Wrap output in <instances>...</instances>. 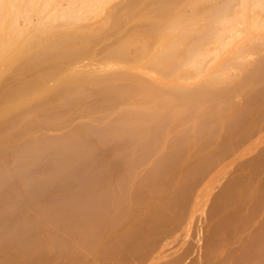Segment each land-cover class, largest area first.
Here are the masks:
<instances>
[{
  "label": "bare ground",
  "instance_id": "1",
  "mask_svg": "<svg viewBox=\"0 0 264 264\" xmlns=\"http://www.w3.org/2000/svg\"><path fill=\"white\" fill-rule=\"evenodd\" d=\"M184 1L66 0V7L59 0H0V50L22 37L19 21L33 25L30 12L42 19L31 29L52 35L38 36V48L35 40H24L35 50L26 58L21 53L25 62L18 60L13 72L3 69L10 70L5 77L0 70V264H195L199 259L200 264H264V177L258 184V178L248 177L264 167V135L253 145L257 150L250 149L253 161L243 152L252 168L248 176L223 180L230 174L222 173L237 151L264 132V48L256 65L248 61L256 67L252 72L245 74L242 65L254 54L252 45L264 43V0H192L191 18L172 16L168 35L173 38L167 44L158 39L165 45L162 52L159 43V51L154 49L161 59L148 67L155 77L140 67L144 47L139 52L137 45L134 51L119 42L128 33L156 37ZM113 2L118 5L107 9L113 10L111 21L106 13L103 27L92 31L91 52L114 60L133 51L139 58L117 66L94 58L95 63L66 68L90 50L82 44L86 41L72 44L78 32L62 28L103 13ZM198 2L207 4L203 14L195 12ZM238 36L248 45L234 44L231 61L244 70V81L224 85L220 80L231 78L227 72L234 64L219 59L218 68L208 65ZM206 41L217 49L206 52ZM55 49L62 63L57 54L52 57ZM145 55L143 60L150 54ZM173 77L183 81L176 84ZM235 88L245 90L242 101L229 97ZM215 185L209 204L205 195ZM204 205L211 215L207 206L201 215ZM193 211L199 217L189 220ZM220 235L235 246L226 249L225 259L215 260L225 247Z\"/></svg>",
  "mask_w": 264,
  "mask_h": 264
},
{
  "label": "rangeland",
  "instance_id": "2",
  "mask_svg": "<svg viewBox=\"0 0 264 264\" xmlns=\"http://www.w3.org/2000/svg\"><path fill=\"white\" fill-rule=\"evenodd\" d=\"M59 1H60V4H61V5L66 6V3H67L66 0H59ZM119 1H120V0H119ZM119 1L117 0L116 3H119V4H122V2L124 3V0H121L120 2H119ZM182 1H184V0H182ZM208 1H210V0H208ZM208 1H206V3H207ZM191 2H192V0H185V1L183 2V4H182V2L180 3V4H182V6H179V5H178V6H179V9L176 8V11L173 12V13H171V14H172V15L170 16L171 19H170V17H169V20H170V21H168V18H167L166 20H164V21L166 22V23H165V24H166V25H165L166 27H165V29L163 28V29H164V30H162L163 32L160 30L161 33H160L159 35H157V34H158V32H157L156 37L154 36L155 33L152 34V38H153V36H154L156 39L153 38L154 40H152V38H151V34H150V33H149L150 36H149V34H145L144 32L141 33V34H143V35H140V33H137V34H136V35H140V36H144V37H138V36H135V33H134V34L128 33V34H127V35L129 36L128 39L131 38L130 41L127 40L128 42H127V41H126L127 43L125 42V40L127 39V38H125V37L127 36V35H126V36H124V39H125V40L122 39V40L119 42V44H121V46L124 45V46H123L124 48H126L125 44H127V48H129L130 50H134V51H135V49H136V48H135L136 45H137V47H138V49H136V51H139L140 48L142 49V48L144 47V49L146 50V52H145L146 55H149V54H150L149 56H151V58H150L149 56H147L150 60H149V59L146 57V55L143 54L142 52H141V53L143 54V55H142V59L139 58V56H140L139 53H135V52H133V51L130 52L131 54H129V55H130L129 58H128V56H126L127 52H126V54H125L124 52H122V53L120 52L121 54L119 53L118 56H116L118 59H119V57H122V58H123V60H120V61H119L116 57H115L116 59H114V60H111L112 57H111V58L108 57L107 59H105V58L103 59V58L99 57V56H100L99 54L102 55L101 52H100L99 54L96 52L97 55H99V56H95V53H94V52H91V49H90V45H91V44L89 45V41H90L91 38H92L91 35H93V34L96 33V32L93 33L92 31H97V30L100 29V27H103V25L106 23V20H105L106 18H104V16L106 15V13H107V22H108V21H109V22L111 21V20L109 19V16H108V15H109V13L113 12V10L110 12L111 8H112L113 6H117V5H118V4H116L115 2H113V3H115L116 5H113V3H111V5H109L110 8H108V7L105 6L106 8H105V10H103V13H101L102 10L100 11V9H99V11H100L101 14L98 13V11H97V12L95 13V16H94V15L91 16L92 14H91V15L89 14L90 16L87 17L86 21H85V20H84V21H79L78 23H76V24H74V25H72V26H69V28H66V27L62 28V29H64V30L68 29V30H73V31L78 32V34H79L78 37H77V36H76V38H72V37H70V39H71V38L74 39L75 42L69 40L71 43L74 42V43H72L74 46H76V45H77V46H78V45L80 46L79 43H81V42H79V41H86V42H84V43L82 42V44H84V46L87 44L86 47H88V48H86V49H89V50H90L89 52H88V50L85 51V53H87L88 55L85 54V53L83 52L84 55H85L84 57L87 56L86 58H84V57H83V58H80V57H79L80 59H77V60H75V61H73V62H71V63H68V64H67L68 67H66V68H69V66H73V65H76V64L84 65V63H85V64H86V63L89 64L90 62L95 63L94 60H93L94 58H96V59H95L96 61H97V59H99V60L97 61V63H104V61H105L106 63H110L111 65L113 64V65L117 66V64H121V62L124 61V60H125V61H129V62H132L133 59L131 60V58H135V57L137 58V57H138V58L140 59V60L138 59V61L143 62V63H141V65H142V64H145L144 62H147V61H148V62H147V65H148V66L145 65V67H142V66H144V65H142V66L140 65V67H141L143 70H146L147 72H149V74H151L152 70L149 71V69L151 68V66H152V64H153V61L155 62L156 58H158V57H159V59H161V58H160L161 55H159V56H158V55H155L156 53H157V54L159 53V52H155V50H154L155 48H157L156 45H158V43H159V45H158V46H159V47H158L159 49L161 48L160 45H161L162 47H164V46H165L164 44H165V43H166V44L168 43L167 40H170V39H171V36L174 35L173 32H172L173 34H170V36L168 35L169 33H171L170 31L173 30V28H172V27H173V26H172L173 24H172L171 26L168 25V24L174 23V21H177L176 19H179V16H182V15H183V16H182L183 18L181 17V18H182V21H183V19L186 20L188 17L191 18V13L189 12V11H193V7H192V5H191ZM210 2H213V3H214V1H210ZM127 3H128V0H127ZM124 4H125V3H124ZM124 4H123V5H124ZM189 4H190V5H189ZM207 4H208V3H207ZM207 4L202 3V2H198V4L195 5V6H196L195 12L197 11L198 14H203V12H204L203 10L207 7ZM123 5H122V6H123ZM185 5H186V6L189 5V7L191 6V10H189V7H186L187 9H184ZM193 6H194V5H193ZM59 7H60V6H59ZM66 7H67V6H66ZM60 8H62V7H60ZM60 8H59V10H60ZM115 8H116V7H114V9H115ZM103 9H104V8H103ZM107 9H110V10H107ZM112 9H113V8H112ZM62 10H63V9H62ZM127 10H128V9L123 8V13H125V12L129 13V11H127ZM199 10H200V11H199ZM30 13H31V16H30V17L33 16V19L31 18V19L33 20L31 23H32L33 25H32V24H29V25H32V26H31L32 29H33V28L35 29V25H36V27H38V26L40 25L39 23L42 22V19H41V17H39V15H37L38 18H39V19H38L37 17H35V16H36L35 13H34L35 15H33L32 12H30ZM30 13H29V14H30ZM177 13H178V14H177ZM179 13H181V14L179 15ZM93 14H94V13H93ZM99 14H100V15H99ZM151 14H152V15H151ZM174 14H175V15H174ZM98 15H99V16H98ZM148 15H150V18H154V17H151V16L154 15V13H150V14H148ZM177 15H178V17H177ZM186 15H187V16H186ZM189 15H190V16H189ZM172 16H174V19H175V20L173 19L174 21L172 20V18H173ZM89 17H90V18H89ZM92 17H93V18L95 17V18L93 19ZM105 17H106V16H105ZM130 17H132V16H130ZM130 17H129V19H130ZM185 17H186V18H185ZM189 18H188V20H189ZM91 19H93V20L91 21ZM38 20H41V21H39V23H38V22L36 23V21H38ZM127 20H128V19H127ZM127 20H125V21H127ZM179 20H181V19H179ZM19 22H21V21H19ZM19 22H18V28H17V29H18V32H21L22 37H21L20 39L16 40V42H15L16 44H15L14 46L11 45V46H9V48L7 47V48H8L7 50H6V47H5V49L2 48L3 51L0 50V51H1V52H0V56L2 57V58L0 57V58H1L0 63L2 62V65L0 66V70H3V69L6 70L5 68H10L11 71L8 69V70L10 71V73L13 72V70H14V67H13V66H16L15 64H18V63L20 62V60H21V62H25L24 58H26V57H27L32 51L35 50V46H34V44H33V45H32V44L30 45V43H29V45H27L28 43H27V44H26V43L23 44V41H24V40L27 39V40L29 41V39H30V40L33 39V40L36 41V42H35V45L37 46V45H38L37 43H39V45L41 44V43L39 42V41H40V40H39L40 37L43 38V40H45L46 38L48 39V36H49V37L52 36L51 34H49V33H51V32H49V33L47 32L46 34H45V33H44V34H40V33H38V31H35V30H34V31H35V32H34V31L31 29L30 26L27 27V26H28V23H27V25H26V23H24V24L22 25L23 22H21V24H20ZM168 22H169V23H168ZM170 22H171V23H170ZM19 24H20V25H19ZM98 24H99V26H100L99 28H98ZM7 25H8V24L6 23V26H7ZM95 25H96L97 27H96ZM23 26H26V27L24 28ZM76 26H77V27H76ZM94 26H95V27H94ZM20 27H21V28H20ZM91 27H92V28H91ZM170 27H171V29H170ZM23 28H24V29H23ZM26 28H27V29H26ZM78 28H80L82 31L79 30ZM83 28H85V30H83ZM96 28H97V29H96ZM74 29H75V30H74ZM77 29H78V30H77ZM91 29H94V30H91ZM101 29H102V28H101ZM166 29H167V30H166ZM168 29H169V30H168ZM36 30H37V29H36ZM59 30H61V28H60ZM55 31H56V30H55ZM79 31L82 32L83 34H84V32H85V35H84L85 37H82V36H81V33H79ZM83 31H84V32H83ZM76 32H75V33H76ZM91 32H92V33H91ZM97 32H98V31H97ZM141 32H142V31H141ZM29 33H30V34H29ZM86 33H87V34H86ZM76 34H77V33H76ZM253 34L255 35V33H253ZM95 35H96V34H95ZM97 35H99V34H97ZM236 35H237V34H236ZM38 36H40V37H38ZM44 36H45V37H44ZM64 36H66V35H64ZM64 36H63V37H64ZM71 36H72V35H71ZM79 36H81V37H79ZM86 36L89 38V40H88V38H87ZM131 36H132V37L135 36V37L132 38ZM147 36H148V37H147ZM54 37H55V36H54ZM63 37H60V38H62V39L64 40ZM149 37H150V38H149ZM36 38H39V39H36ZM55 38H56V37H55ZM80 38H83V39H80ZM138 38H139V40L143 41L144 43L141 42V41H140V42H139V41H136V42H135V40H137ZM140 38H141V39H140ZM148 38L151 39V40L149 41ZM172 38H173V36H172ZM68 39H69V38H68ZM158 39H159V40L161 39V41H162V40L164 41V44H163L164 46H163L162 44H160L161 41H159ZM213 39H214V38H213ZM230 39H231V38H230ZM244 39H246V38L243 37V36H238V37H237L236 39H234V40H232V39H231V40H227L228 42H231L230 44H232V43H233V44H232L231 46L228 45V47H225V49H223V50H224V51L226 50V51H225L226 53H225L224 51H221L222 53L220 54V57L217 58V59H215L216 61H212V62L208 65V67L211 66V68H214V69H215V68H218V63H220V62L223 63V62H226V61H227L228 63H229V61H230V63H233V64H234V62L231 61V59H232L231 57H232L233 53L237 50L236 47L238 46V45L236 46V45H234V44H236V43H237V44H240V42H241V44H246V45H248V44H247L248 42H242V40H244ZM33 40H32V41H33ZM63 40H62V41H63ZM156 40H157V41H156ZM210 40H211V39H210ZM210 40H209V41H210ZM66 41H67V40H66ZM66 41L64 40V42H66ZM91 41L93 42V40H91ZM91 41H90V42H91ZM118 41H119V40H118ZM123 41H124V42H123ZM133 41H134V42H133ZM155 41H156L157 43H156ZM163 41H162V43H163ZM209 41H206V44H204V46L206 45V46L208 47V48H206V46H205V48H204V50H205L206 52H210L211 49L214 50V48H216L215 45H212V44L214 43V41H213V43H212L211 45H210V44L208 45ZM233 41H234V42H233ZM247 41H248V40H247ZM70 42H69V46L72 45V44H70ZM130 42H131V45H130ZM211 42H212V41H211ZM211 42H210V43H211ZM76 43H77V44H76ZM96 43H97V42H96ZM96 43H95V45H99V44H96ZM20 44H21V46H20ZM22 44H23L24 46H22ZM82 44H81V46H82ZM119 44H118V45H119ZM122 44H123V45H122ZM128 44H129V45H128ZM250 44H251V43H250ZM260 44L263 45L264 43H256V45H255V44L252 45L251 49H249V50H250V52L253 51V53H254L255 55L253 54V55H251L250 57H247V58H249V59L244 58V59H246V60H245V63H244V60H243V63H244V64L240 63V64L244 65V68L248 69V70L245 71V74H246V72H249V69L252 68V66H250L251 63H250L249 65H247V64H248V61L254 62V64L256 65V63L259 61V60H258V57H259V56H263L261 50H262L264 47H263L262 45H260ZM26 45H27V46H26ZM39 45L37 46V48L39 47ZM61 45H62V44H61ZM67 45H68V43H67ZM73 45H72V46H73ZM93 45H94V43H93ZM134 45H135V46H134ZM79 46H78V47H79ZM129 46H130V47H129ZM153 46H154V47H153ZM229 46H230V47H229ZM250 46H251V45H250ZM250 46H249V47H250ZM67 47H68V46H67ZM67 47H66V49L69 48V47H68V48H67ZM82 47H83V46H82ZM115 47H116V46H115ZM115 47H114V48H115ZM132 47H133V48H132ZM150 47H151V48H150ZM18 48H19V50H18ZM61 48H62V47H61ZM76 48H77V47H76ZM80 48H81V47H80ZM94 48H95V47H94ZM94 48H92V49H93L92 51H95ZM117 48H118V47H117ZM121 48H122V47H121ZM124 48H122V49H124ZM149 48H150V49H149ZM158 48H157V50H158ZM237 48H238V47H237ZM26 49H27V50H26ZM58 49H60V48H58ZM70 49H71V48H69V52H66V51H65L66 54H67V53H68V54H71V53H70V51H71ZM73 49L75 50V48H73ZM73 49H72V50H73ZM141 49H140V51H141ZM216 49H217V48H216ZM60 50H61V49H60ZM77 50H79V51H78L79 53H81V51H82L81 49H77ZM115 50H116V49H115ZM120 50H121V49H120ZM126 50H127V49H126ZM142 50H143V49H142ZM208 50H210V51H208ZM52 51H53V50H52ZM52 51H50V52H52ZM67 51H68V50H67ZM83 51H84V50H83ZM113 51H114V50H113ZM118 51H119V50H118ZM140 51H139V52H140ZM158 51H159V50H158ZM160 51H161V49H160ZM55 52L58 53V51H56V49H55V51L52 52V53H55ZM62 52H63V51H62ZM62 52H61V53H62ZM65 52H64V53H65ZM71 52H72V51H71ZM143 52H144V51H143ZM161 52H162V51H161ZM260 52H261V53H260ZM21 53H22V55H21ZM57 53H55L54 55L52 54V57L55 56ZM64 53H63V54H64ZM83 53H82V54H83ZM116 53H117V52H116ZM132 53H133L134 55H135V54H136V55L133 56ZM251 53H252V52H251ZM258 53H259L260 55L257 56ZM26 54H28V55H26ZM46 54L49 55L50 53H47V52H46ZM58 54H59V53H58ZM58 54L56 55V57L58 58V60H59V58H60V61H59V62L63 61L64 59L61 60L62 57H59L60 55L58 56ZM68 54H67V55H68ZM74 54H75V53H74ZM77 54H78V53H77ZM77 54H76L75 56H77ZM82 54H80V56H81ZM93 54H94V55H93ZM151 54H152V55H151ZM159 54H160V53H159ZM7 55H8V56H7ZM20 55H21L22 57H24V58H23V59H22V58L20 59V58H19ZM48 55H47V56H48ZM78 55H79V54H78ZM115 55H116V54H115ZM138 55H139V56H138ZM144 55H145V57H146L145 60H143V56H144ZM21 56H20V57H21ZM71 56H72V54H71ZM75 56H74V59H75ZM82 56H83V55H82ZM125 56H126L127 58H126ZM132 56H133V57H132ZM152 56H153V57H152ZM48 57H49V56H48ZM56 57H54V59L50 57V59H53V61H54V60L57 59ZM77 57H78V56H77ZM55 58H56V59H55ZM153 58H154V59H153ZM34 59H35V58H34ZM34 59H32V60H34ZM44 59H45V58H44ZM70 59H71V58H70ZM74 59H73V60H74ZM128 59H129V60H128ZM152 59H153V60H152ZM219 59H220V60H219ZM228 59H229V60H228ZM259 59H260V58H259ZM18 60H19V62H18ZM32 60H31V61H32ZM45 60H46V62H47V59H45ZM48 60H49V59H48ZM68 60H69V59H68ZM68 60H66V61H68ZM130 60H131V61H130ZM151 60H152V61H151ZM217 60H219L218 63H217ZM232 60H233V59H232ZM240 60H241V59H239V61H240ZM256 60H258V61H256ZM31 61H30V62H31ZM49 61H50V60H49ZM69 61H70V60H69ZM135 61H136V60H135ZM239 61H238V62H239ZM21 62H20V63H21ZM26 62H27V60H26ZM28 62H29V61H28ZM34 62H35V61H34ZM56 62H57V61H56ZM64 62H65V61H64ZM140 62H139V63H140ZM20 63H19V64H20ZM61 63H62V62H61ZM61 63H60V64H61ZM65 63H67V62H65ZM149 63H150V64H149ZM221 63H220V64H221ZM211 64L214 65V66L217 64V65H216L217 67H214V66L212 67ZM235 64H236V62H235ZM235 64H234V67H233V68L231 67L232 69L230 68V70L227 72L228 75H229V73H230V76H231L232 79H231L230 77H227V81H226V79L222 76V80H220V81L223 82L222 84L227 85V84L230 82L231 85H230V84H228V85H229V86H232V84H236V82H239L241 79L244 81L243 77L241 76V75H244V73L241 72L243 69H241L238 65H235ZM64 65H66V64H64ZM138 65H139V64H138ZM251 65H253V64H251ZM257 65H258V64H257ZM2 66H3V67L5 66V67L3 68ZM230 66H231V65H230ZM230 66H229V67H230ZM235 66H238V67H235ZM240 66H241V65H240ZM64 67H65V66H64ZM64 67L62 66L63 69H64ZM148 67H149V69H148ZM208 67H207L206 71H208V69H209ZM254 68H256V67L253 66V68H252V70H250V72H252ZM233 69H234V70H233ZM4 70H3V71H4ZM8 70H7V71H8ZM7 71H4V72H1V71H0V72H1V75H2L3 77H5V75L9 74V73H7ZM15 71H16V67H15ZM183 71H185V70L180 71V73H182ZM243 71H244V70H243ZM153 72H154V71H153ZM153 72H152V73H153ZM210 72H213V71H212V70H211V71L209 70V74H211ZM2 73H3V74H2ZM6 73H7V74H6ZM204 73H205V72H204ZM207 73H208V72H207ZM207 73H206V74H207ZM222 73H223V75H224V72H223V71H222ZM4 74H5V75H4ZM190 74H191V73H190ZM206 74H205V75H206ZM227 74H226V76H227ZM233 74H234V75H233ZM152 75L155 76V77H158V78H159V76L156 75L155 72H154ZM191 75H192V74H191ZM191 75H190V76H191ZM205 75H202V76H205ZM235 75H236L237 77H235ZM179 76H180V75H179ZM179 76H178V77H179ZM206 76H207V75H206ZM206 76H205V77H206ZM232 76H234V77H232ZM3 77H1V78H3ZM188 77H189V75H188ZM208 77H209V76H207L206 78L208 79ZM175 78H177V77H173L171 80H173V79L175 80ZM192 78L194 79L195 76L192 75ZM201 78H202V77H201ZM201 78H200V79H201ZM203 78H204V77H203ZM185 79H186V78H185ZM185 79H184V80H185ZM187 79H188V78H187ZM193 79H191V80L193 81ZM215 79H216V78H215ZM239 79H240V80H239ZM178 80H179V79H178ZM178 80H177V81L175 80V83L178 82ZM180 80H181V78H180ZM180 80H179V82H180ZM188 80H189V79H188ZM188 80H187V81H188ZM191 80H190L189 82H192ZM205 80H206V79H203V80H201V81L205 82ZM181 81H183V80H181ZM194 81H195V80H194ZM220 81H219V82H220ZM233 81H234V82H233ZM172 82H174V81H172ZM196 82H198V81H195V83H196ZM226 82H228V83L226 84ZM232 82H233V83H232ZM175 83H174V84H175ZM184 83H186V80L184 81ZM49 84L52 85L53 82H51V83H49ZM176 84H178V83H176ZM181 84H183V82H182ZM186 84H189V83H186ZM191 84H192V83H191ZM191 84H190V86H191ZM196 84H197V83H196ZM198 84H199V83H198ZM184 85H185V84H184ZM193 85H195V84L193 83L192 86H193ZM215 85H219V84H216V83H215ZM241 85H242V84H241ZM216 87H217V86H216ZM216 87H214V88H216ZM214 88H213V89H214ZM218 88H220V87H218ZM216 89H217V88H216ZM235 89H237V88H235ZM235 89H234L232 92H230V94H229L230 96H229V97H230L231 99H234L235 101H236V100H237V101H238V100H241V101H242V99H243L244 97L247 96V94H245V90H241V92H240L239 89H237V91H236ZM214 90H215V89H214ZM236 94H239V95H236ZM261 94H262V93H261ZM263 94H264V93H263ZM243 96H244V97H243ZM236 97H237V98H236ZM241 97H243V98H241ZM227 115H228V114H227ZM228 118H229V117H227V119H228ZM263 135H264V132H263V133L260 132V133L256 136V137H257L256 140H253V142H252L253 144L251 143L250 145H249V144H248V145H245V146L243 147V149H242L240 152H239V151L236 152L235 157H233L232 160H231L230 162H228V163L225 165V167L223 168V170H222V173H225V174H228V173H229V174H230V175H227L226 178L223 179V180L230 179V178H234V177L238 176L239 174H241V175H245V174H246V175H247V174L250 172L249 170H251V172H252V168H251V166H250V165H247L248 163H246V162L248 161V160H247L248 158L250 159V157L254 156L253 152H252V153L250 152V149L253 148V145H254V144H256L257 142H259V141H258V138L262 137ZM259 140H260V139H259ZM255 142H256V143H255ZM251 145H252V147H251ZM249 147H250V148H249ZM247 148H248V149H247ZM248 150H249V151H248ZM255 150H257V148H253V149H251V151H255ZM243 152H245V153L248 152V153H251L252 155L250 154L251 156H249V154H248V155L246 154L247 156L245 155V156H246V157H245ZM238 154H239V156H238ZM243 156H244V158H247V157H248V158H247V159H244ZM236 157H237V158H236ZM239 158H240V159H239ZM242 158H243V159H242ZM251 159H252V158H251ZM251 159H250V161H253V160H251ZM238 160H239L240 162H239ZM245 160H247V161H245ZM237 161H238V162H237ZM235 162L238 163V164L240 163V165H238V164H237V165H238L239 169H241V171H240L239 169H237L238 171L235 170L234 165H235V167L237 166V165L235 164ZM250 164H251V165H254V164H252L251 162H250ZM238 167H236V168H238ZM246 167H247V169H246ZM249 167H250V169H249ZM262 167H263V166H262ZM262 167H261V168H262ZM232 168H233L235 171H234ZM261 168H260V169H261ZM231 170H232L233 172H232ZM227 172H228V173H227ZM231 172H232V173H231ZM256 172L259 173V174L255 173V174H257L256 176L254 175V172L251 173V174L254 175L255 177L252 176L251 174H249V176H248V175H247V176H248L249 178L251 177V179H254V178L257 179V178H258V179H257L258 181L255 180V182L258 184V182L261 181V178L264 177V173H263V172H264V167H263L260 171H256ZM233 173H234V174H233ZM234 175H235V176H234ZM228 176H229V178H228ZM233 176H234V177H233ZM248 177H246V179H245L247 182H248V180H250V179H248ZM252 177H253V178H252ZM247 179H248V180H247ZM223 180H222V181H223ZM252 181H254V180H252ZM256 183H255V186H256ZM249 185H250V183H249ZM252 185H254V182H253ZM252 185H251V186H252ZM216 186H218V185H215V186L212 187V188L209 187V188H211V189H209V191H210L211 194H206V195H205V197H206L205 199H206V200H205L204 198H203L202 200H205V202H206V201H208V202L210 201V202L213 204V203H214V198H215V196H216L215 193H216L217 188H218V187H216ZM252 187H253V186H252ZM261 188H262L263 191H264V184H262V187H261ZM213 189H214V191H213ZM211 190H212V191H211ZM252 190H253V188H252ZM252 190H251V191H252ZM209 195H210V196H209ZM212 195H214V197H213ZM209 197H210L212 200H210ZM208 198H209V199H208ZM203 202H204V201H203ZM210 202H209V204H210ZM206 206H207V205H204V206H203V209H204ZM210 206H213V205H210ZM208 207H209V206H207V208H208ZM197 208H198V206H195V207H194V210H197ZM211 208H212V207H211ZM203 209H202V213H201L200 211H199V212H200L201 215H203V217H204V215H205V211H206V208L204 209V211H203ZM192 210H193V208H192ZM209 210L212 211V209L208 208L207 211H206L207 214H208ZM197 212H198V211H197ZM194 213H195L194 211H193V213L190 212V214L187 215L189 218H188V217H187V218L190 220V218L192 219V216H193V219L196 220L195 217L198 218L199 216H197V215H199V214L196 213V214H197V215H196V214H194ZM209 213H210V212H209ZM190 215H191V216H190ZM210 215H211V213H210ZM210 215H209V216H210ZM188 219H186V220H188ZM201 219H203V218H201ZM213 219H214V218H212L211 221H213ZM215 219H216V218H215ZM215 219H214V220H215ZM189 220H188V221H189ZM191 222L193 223V220L190 221V223H191ZM190 223H189V224H190ZM192 223H191V224H192ZM194 223H195V222H194ZM205 223H206V222H205ZM235 227H236V226H235ZM232 230H233V228H232ZM233 231H234V230H233ZM233 231H231V230L229 231V232L232 233V235L229 233V234H230V238H232V239H234V237H235V236L233 235V233H234ZM237 231H239V230H237ZM248 231H249V230H247V231L245 232V234L248 233ZM235 233H236V231H235ZM229 234H227V235H229ZM236 234H238V233H236ZM222 235H223V234H222ZM222 235H220L219 237H221V238L225 237V236H222ZM227 235H226V238H223L224 240L226 239V242H224L225 247H224L221 251H217V254H215V256H217V255H218V256L215 257V256L210 255V256H212V257H215V258H216L215 260L222 259V258L225 259L226 257H224V256H225L226 254H228V252H226V249L229 250V248H232V247L235 246L234 244H233V245H232V244H229V243L231 242V240H230V242H229V239H230V238L228 239L227 237H229V236H227ZM221 238H220V239H221ZM223 239H222V240H223ZM227 239H228V242H227ZM226 243H227V244H226ZM217 250H218V249H217ZM219 250H220V249H219ZM215 251H216V250H215ZM218 252H219V253H218ZM211 254H213V253H211ZM226 256H227V255H226ZM203 257H204V256H203ZM196 258H197V257H196ZM217 258H218V259H217ZM210 259H211V262L215 261L213 258H210ZM212 259H213V261H212ZM187 260H188V262H189V259H187ZM194 260H195V258H194ZM196 260H197V259H196ZM196 260H195V261H196ZM199 260H200V259H199ZM199 260H197L198 262H196L195 264H200L201 261L199 262ZM203 260H204V259H203ZM195 261H193V262H195ZM205 261H206V260H205ZM208 261H209V260H208ZM185 262H187V261L185 260ZM211 262H210V263H211Z\"/></svg>",
  "mask_w": 264,
  "mask_h": 264
}]
</instances>
